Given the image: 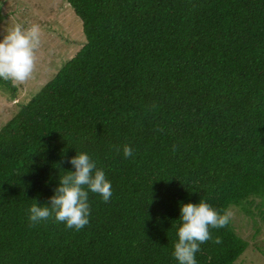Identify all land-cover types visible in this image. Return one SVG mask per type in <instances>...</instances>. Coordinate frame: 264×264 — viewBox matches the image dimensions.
I'll return each instance as SVG.
<instances>
[{"label": "trees", "instance_id": "trees-1", "mask_svg": "<svg viewBox=\"0 0 264 264\" xmlns=\"http://www.w3.org/2000/svg\"><path fill=\"white\" fill-rule=\"evenodd\" d=\"M67 3L86 42L0 129V264H178L181 204L201 199L264 219V0ZM80 152L111 199L89 192L79 231L31 225ZM210 232L197 264L249 248L232 221Z\"/></svg>", "mask_w": 264, "mask_h": 264}, {"label": "clouds", "instance_id": "clouds-1", "mask_svg": "<svg viewBox=\"0 0 264 264\" xmlns=\"http://www.w3.org/2000/svg\"><path fill=\"white\" fill-rule=\"evenodd\" d=\"M40 34L38 24L27 29L17 24L0 40V79L16 85L32 76L34 53L40 44ZM122 151L125 158H134V150L129 145L125 144ZM68 162L74 166L75 171L60 176V183L54 189L55 194L47 204L35 202L30 206L28 219L31 225L53 219L69 229L79 231L89 224V192L98 194L104 202L111 199V182L105 172L97 168L89 154L80 152L69 158ZM232 215L231 210L221 213L203 199L199 203L181 204L179 219L182 223L178 227V240L172 253L178 264H197L196 253L200 251V245L209 240L221 244L219 236L213 240L210 229L228 226Z\"/></svg>", "mask_w": 264, "mask_h": 264}, {"label": "rangeland", "instance_id": "rangeland-1", "mask_svg": "<svg viewBox=\"0 0 264 264\" xmlns=\"http://www.w3.org/2000/svg\"><path fill=\"white\" fill-rule=\"evenodd\" d=\"M17 24L25 29L38 24L40 44L28 80L14 85L15 92L0 81V129L86 42L83 23L67 0H0V40ZM230 210L237 233L249 242L236 264H264V219L257 211L253 217L237 206Z\"/></svg>", "mask_w": 264, "mask_h": 264}]
</instances>
